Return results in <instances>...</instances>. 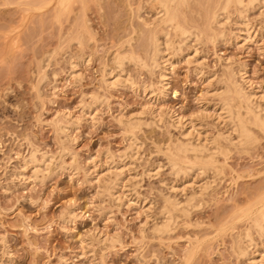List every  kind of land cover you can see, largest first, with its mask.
<instances>
[{
    "label": "rangeland",
    "instance_id": "374dc122",
    "mask_svg": "<svg viewBox=\"0 0 264 264\" xmlns=\"http://www.w3.org/2000/svg\"><path fill=\"white\" fill-rule=\"evenodd\" d=\"M161 1L0 0V264L264 258V129L241 145L226 109L217 116L226 99L245 107L234 83L264 95V2L174 0L168 26ZM242 21L263 36L238 37ZM112 71L134 86L107 85ZM182 141L212 157L179 155Z\"/></svg>",
    "mask_w": 264,
    "mask_h": 264
},
{
    "label": "bare ground",
    "instance_id": "6f19581e",
    "mask_svg": "<svg viewBox=\"0 0 264 264\" xmlns=\"http://www.w3.org/2000/svg\"><path fill=\"white\" fill-rule=\"evenodd\" d=\"M161 1V0H160ZM172 1H174V0H165V1H161V5H162V11H164V15H165V17L163 18L164 19V22L168 25V26H171V25H174V22H175V20H176V16L175 15H172ZM246 1H248V3H250V4H253V2H255V1H260V0H225V8H228L229 6H231L232 4H237V5H242V6H244L245 5V3H246ZM261 2V1H260ZM263 2H264V0H262V4H263ZM247 3V4H248ZM258 3V2H257ZM246 4V5H247ZM236 5V6H237ZM263 6H264V4H263ZM262 6V7H263ZM245 7H247V6H245ZM163 14V13H162ZM245 18V17H244ZM249 22V21H248ZM247 21H242V22H240L239 23V33L238 34H240V35H238V37H240V38H242V39H244V41H245V39L246 40H248L249 38H250V40H251V38L253 37V36H255L258 32L256 31V30H253V28H251L250 27V25H249V23H248ZM220 24H221V22H220ZM167 27V26H166ZM176 28L177 29H179L183 34L184 33H186V30L185 29H183V28H181V26H179L178 24L176 25ZM256 31V32H255ZM263 33V32H262ZM259 34V33H258ZM257 36H263L262 34L260 35H257ZM236 37V36H235ZM158 39V38H157ZM253 39V38H252ZM241 40V39H240ZM157 41V40H156ZM249 41V40H248ZM253 41V40H252ZM256 41V40H255ZM249 42H251V41H249ZM244 43V42H243ZM158 44V43H157ZM157 46V45H156ZM158 47V46H157ZM158 50V49H157ZM159 53H160V49H159V51H158ZM157 52V53H158ZM157 53H154L155 55L157 54ZM158 53V54H159ZM154 55V56H155ZM174 57V56H173ZM155 58H157V57H154V59ZM82 60V59H81ZM80 60V61H81ZM157 60V59H156ZM122 62V61H121ZM72 63V71H71V73H70V75H75L74 73L76 72V69H77V65H78V63L75 61V62H71ZM163 64H164V66H163V68H162V71H161V73H160V78H161V86H162V88H160L159 90V94H157V96L159 95V97H156L157 99H159V98H162V97H164L165 98V96H166V93H167V90H168V72H169V69L170 68H172V65H173V61H172V58L171 57H165L164 58V60H163ZM169 66H170V68H169ZM243 70V69H242ZM170 72H171V70H170ZM240 73H241V76H242V78L244 79V81H248V80H246V77H245V71H239ZM77 73V72H76ZM109 75V77H108V79L105 77V79H107L106 80V83L108 82L109 84H107V85H114L117 81L119 82V81H123V83L124 82H128L129 83V86H134V83L132 82V80L130 79V78H127V77H123L121 74H113V71L112 72H109L108 73ZM78 75V74H77ZM116 77H117V79H116ZM112 79H116L115 81L114 80H112ZM233 81H235V80H233ZM237 82V81H236ZM234 83V82H233ZM238 83V82H237ZM236 83V84H237ZM239 84V83H238ZM233 86L235 87V86H238V85H235V83L233 84ZM232 86V87H233ZM233 87V88H234ZM257 86H255V87H253V89L249 92V93H247V92H245V91H243V89L244 88H241L240 87V85H239V90H237L236 89V87L233 89H230L229 90V92H232L233 91V93L234 92H236L237 94V96L238 97H240V99H244V102H243V105H244V103L246 102V105H245V107H243V109H245V111H242V107L240 108V109H238L237 107L235 108V106H234V103H232L233 105H231V101L233 100V98H232V100L231 99H228V101H227V99L225 100L226 102L225 103H223V105L221 106V108H222V112H220V113H217V116L218 117H220L221 119H224L223 118V114L225 113V110L224 109H226V114L228 115V117H230V121H229V123H231L232 125V128H233V130L234 131H236L237 133H238V138H239V142L241 143V145H242V143H246V142H249L253 137H254V131H253V129H252V125H255V126H257L258 125V127L260 126L262 129H264V103L263 104H261V102L260 101H257L259 98H263L264 99V95H259L258 94V89L256 88ZM229 88H231V86L229 87ZM251 88V87H250ZM131 89V88H130ZM235 94V93H234ZM230 95V94H229ZM232 95V94H231ZM233 97V96H232ZM234 101V100H233ZM232 101V102H233ZM226 106V107H225ZM238 109V110H237ZM209 112V111H208ZM163 113H158V111L156 112V111H154V117H156V118H158V122H160L159 120L160 119H162V117H163V115L165 114H163ZM166 115H168L169 116V118H171L172 119V125H173V123L175 124V125H177L178 127H180L181 129H182V134L184 135V136H186V135H188V134H190V135H194L195 136V138H197L199 141H201V133L198 131V130H196L194 127V123H193V119L192 120H189V119H186V117L185 116H182V115H178V114H176L175 113V111H171V110H168V112H166ZM202 115V114H201ZM216 115V114H215ZM227 115L226 116H224V117H227ZM67 116V115H66ZM217 117V118H218ZM226 120V119H225ZM227 120H228V118H227ZM171 122V121H170ZM190 127V128H189ZM60 128V127H59ZM62 128V130H63V127H61ZM65 129V128H64ZM179 129V128H178ZM61 130V129H60ZM65 131V130H64ZM231 132H232V130H231ZM67 133V132H66ZM233 133V132H232ZM231 134V133H230ZM236 134V133H235ZM182 135V136H183ZM227 135V134H226ZM233 136V135H232ZM229 139V138H228ZM181 140V139H180ZM211 140V139H210ZM179 141V140H178ZM189 141V140H188ZM202 141H204L205 142V140H202ZM232 141H234V138H233V140ZM177 143H179V142H177ZM201 143V142H200ZM200 143H197V144H194L193 142H188V143H185V142H180L179 143V145L178 146H176V147H178L177 149V153H178V151H179V155H181L180 153H183V154H187L188 155V157L190 158V159H192L193 157L195 158V160H199V161H204L205 162V159H208L207 157H212V156H205V154L203 153L205 150L207 151V149L208 150H210L209 148H208V144L206 145L207 146V149H205L206 147H205V144L204 143H202V144H200ZM133 144V143H132ZM212 144H214V143H212ZM216 144V143H215ZM221 144V143H220ZM135 146V145H134ZM216 146V145H215ZM219 147V146H218ZM134 150V149H133ZM215 150V149H214ZM132 151V150H131ZM217 151V150H216ZM218 151H220V149L218 150ZM175 152V151H174ZM192 152V154L190 155V153ZM210 152H212V151H210ZM189 153V154H188ZM176 154V153H175ZM175 154H172V155H175ZM209 154H211V153H209ZM134 155V154H133ZM46 156V155H45ZM192 156V157H191ZM213 156H214V154H213ZM184 158H187V157H184ZM205 158V159H204ZM182 158H180L178 161H180ZM189 159V160H190ZM38 159H36V156H35V153H33V154H31V156H29L28 158H25V160H24V167L26 166V165H28L29 166V163L31 164V163H34V162H36V164L38 163V161H37ZM47 160V159H46ZM45 160V161H46ZM210 160H213V158L212 159H210ZM184 161V160H183ZM188 161V160H187ZM214 161V160H213ZM48 162V161H47ZM193 162H196V161H194L193 160ZM206 162H207V160H206ZM184 162H182V164H183ZM197 163V162H196ZM214 163H215V161H214ZM45 164V163H44ZM189 164H190V162H189ZM213 164V163H212ZM173 166H174V164H172ZM176 165H179V164H176ZM197 165V164H196ZM207 165V164H206ZM214 165V164H213ZM207 166H209V165H207ZM20 167V166H19ZM38 167V166H37ZM181 167V166H180ZM201 167H202V165H201ZM39 168V167H38ZM186 168V167H185ZM198 169V168H197ZM119 170V169H118ZM188 170V169H187ZM42 171V170H41ZM96 171V170H95ZM180 171V170H179ZM119 172V171H118ZM149 172V171H148ZM189 172V171H188ZM191 172V171H190ZM115 174H116V172H115ZM119 176V175H118ZM117 176V177H118ZM152 177V176H151ZM118 180V179H117ZM118 185V184H117ZM172 188H174L173 186H171ZM177 188V187H176ZM190 200H192V199H190ZM190 202V201H189ZM178 204H179V202H178ZM263 211H264V208L262 209ZM261 213V212H260ZM260 215V214H259ZM169 217V216H168ZM170 218V217H169ZM260 218V217H259ZM258 220V221H257ZM257 220H256V223H257V226L259 227V230L262 232V235L264 236V213H262V216H261V218L260 219H258L257 218ZM167 221H170V219H168ZM166 223V222H165ZM164 224V223H163ZM163 224H162V227H163ZM167 224V223H166ZM165 226V225H164ZM158 230H159V228H158ZM261 235V234H260ZM248 237V236H247ZM251 239V238H250ZM249 244V243H248ZM244 251V250H243ZM246 253V252H245ZM262 254V253H261ZM243 255V254H242ZM252 258V257H251ZM261 258V257H260ZM253 260L252 261H256V263L257 264H262V263H264V258H263V256H262V258H261V260H259V258H257L256 259V257H253L252 258Z\"/></svg>",
    "mask_w": 264,
    "mask_h": 264
}]
</instances>
